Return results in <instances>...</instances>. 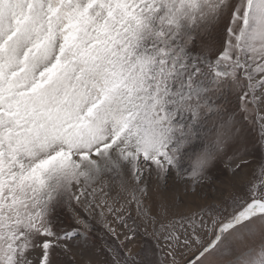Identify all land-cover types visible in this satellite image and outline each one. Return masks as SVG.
Returning <instances> with one entry per match:
<instances>
[{
    "label": "snow or ice",
    "instance_id": "6c2138e0",
    "mask_svg": "<svg viewBox=\"0 0 264 264\" xmlns=\"http://www.w3.org/2000/svg\"><path fill=\"white\" fill-rule=\"evenodd\" d=\"M77 258L264 264V0H0V264Z\"/></svg>",
    "mask_w": 264,
    "mask_h": 264
},
{
    "label": "rangeland",
    "instance_id": "374dc122",
    "mask_svg": "<svg viewBox=\"0 0 264 264\" xmlns=\"http://www.w3.org/2000/svg\"><path fill=\"white\" fill-rule=\"evenodd\" d=\"M133 217L135 218V211H134V209H133ZM109 219H111V217H109ZM94 222H96V221H94ZM129 223H131V222H129ZM137 223L140 224L141 234L143 235V225L141 224V222L139 220H137ZM100 228H101V225L97 222V229H98V231L95 233L97 236L100 235V231H99ZM150 230H151V225H149V231ZM117 231L118 232H123V229L120 228V227H117ZM121 239H123V236H121ZM144 242H145L144 240L138 239L135 243H136L137 246H139L140 244H142ZM98 243H99V241H98ZM77 261H78V264H79V258H77Z\"/></svg>",
    "mask_w": 264,
    "mask_h": 264
}]
</instances>
